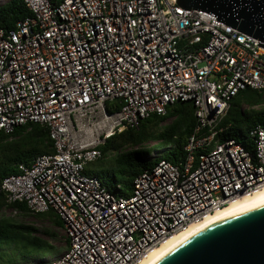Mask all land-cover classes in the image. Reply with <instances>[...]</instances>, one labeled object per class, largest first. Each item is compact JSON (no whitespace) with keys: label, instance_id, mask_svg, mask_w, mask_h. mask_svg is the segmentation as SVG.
Wrapping results in <instances>:
<instances>
[{"label":"built area","instance_id":"1","mask_svg":"<svg viewBox=\"0 0 264 264\" xmlns=\"http://www.w3.org/2000/svg\"><path fill=\"white\" fill-rule=\"evenodd\" d=\"M24 2L31 14L0 27V131L45 124L55 152L0 178V196L62 217L67 250L38 264H137L264 187V123L250 130L251 147L216 137L238 93L264 90L259 39L176 0ZM181 101L194 103L198 120L182 165L158 160L130 196L85 172L110 136Z\"/></svg>","mask_w":264,"mask_h":264},{"label":"trees","instance_id":"2","mask_svg":"<svg viewBox=\"0 0 264 264\" xmlns=\"http://www.w3.org/2000/svg\"><path fill=\"white\" fill-rule=\"evenodd\" d=\"M61 2L62 0H52ZM31 14L24 0H8L0 4V27L12 29L16 23ZM247 105V106H245ZM192 101L176 102L165 115L153 114L140 120L138 126H128L110 136L100 148L104 155L89 162L85 172L98 175L109 190L117 196H130L135 178L160 159L182 165L188 158L187 143L196 132L197 116ZM112 110V106H110ZM264 123V90L246 89L238 93L221 120L217 138L224 141L236 138L248 147L250 130ZM55 152L54 141L47 125L28 123L17 126L12 133L0 131V178L18 173L19 164L31 165L41 154ZM158 152V155L153 153ZM111 183V185L109 184ZM8 206L18 207L24 214L31 213L25 203H7L0 196V211ZM40 219H49L64 228L62 217L55 211L35 213ZM58 233L45 228L42 233L34 225L9 216L0 217V242L15 244L25 254H46L55 249L52 240ZM67 247L69 239L66 236Z\"/></svg>","mask_w":264,"mask_h":264},{"label":"water","instance_id":"3","mask_svg":"<svg viewBox=\"0 0 264 264\" xmlns=\"http://www.w3.org/2000/svg\"><path fill=\"white\" fill-rule=\"evenodd\" d=\"M206 11L264 47V0H176ZM156 264H264V202L223 219L172 250Z\"/></svg>","mask_w":264,"mask_h":264},{"label":"bare ground","instance_id":"4","mask_svg":"<svg viewBox=\"0 0 264 264\" xmlns=\"http://www.w3.org/2000/svg\"><path fill=\"white\" fill-rule=\"evenodd\" d=\"M264 202V187L248 193L240 198L231 201L224 207L217 209L200 221L193 222L187 227L182 228L175 233L163 239L157 246L152 248L149 254L137 264H156L160 259L177 248L179 245L189 240L196 234L200 233L209 226L226 219L234 214L242 212L246 209L254 207Z\"/></svg>","mask_w":264,"mask_h":264},{"label":"rangeland","instance_id":"5","mask_svg":"<svg viewBox=\"0 0 264 264\" xmlns=\"http://www.w3.org/2000/svg\"><path fill=\"white\" fill-rule=\"evenodd\" d=\"M7 1L8 0H0V4ZM156 154L158 155V152H155L153 155ZM109 184L111 185L110 182ZM3 216H9L21 222L34 225L40 229V233H42L45 228H51L58 233V237L55 240H52L55 249L43 255H22L20 249L15 244L0 242V264H38L41 260L57 258L67 250L65 229L63 227L55 226L51 220L40 219L33 213L24 214L23 212H15L13 208L9 207H6L0 211V217Z\"/></svg>","mask_w":264,"mask_h":264}]
</instances>
